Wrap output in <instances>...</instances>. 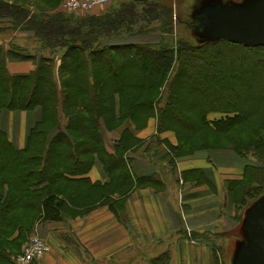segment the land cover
<instances>
[{"label":"trees","instance_id":"1","mask_svg":"<svg viewBox=\"0 0 264 264\" xmlns=\"http://www.w3.org/2000/svg\"><path fill=\"white\" fill-rule=\"evenodd\" d=\"M57 2L0 0V33L10 31L24 40L22 46L6 49L0 37V264H15L12 255L20 252L35 222L84 214L97 203L113 201L111 194L125 195L134 187L126 153L141 140L126 127L109 154L102 126L112 129L128 121L140 129L155 118L159 133L171 131L176 138L163 156L168 161L195 150L231 149L245 157L250 153L243 178L229 187L238 208L264 193V102L256 99L264 95L262 57L231 50L228 65H199L214 69L205 85L201 71L187 75L184 64L189 58L203 61L200 49L223 54L212 49L227 40L195 45L178 38L175 47L165 45L166 38H172L173 16L179 18L164 0L122 1L115 9L80 18L53 10ZM151 30L159 33L158 40H148ZM138 36L144 41L134 42ZM226 46L253 49L229 41ZM8 59L32 60L35 67L11 74ZM140 72L149 79L137 81ZM245 72H257L258 80L246 81ZM191 91L203 99L198 101ZM247 91L256 103L246 110L230 100L213 101V96L238 97ZM36 107L41 109L40 120L29 130L25 146L17 149L7 137L3 115ZM209 113L224 115L210 118ZM185 118L193 120V126ZM206 132L227 146L208 144L202 138ZM95 158L108 182L88 181ZM146 181L159 183L151 176ZM156 259L153 264H167L168 253Z\"/></svg>","mask_w":264,"mask_h":264},{"label":"crops","instance_id":"2","mask_svg":"<svg viewBox=\"0 0 264 264\" xmlns=\"http://www.w3.org/2000/svg\"><path fill=\"white\" fill-rule=\"evenodd\" d=\"M105 6L91 14L104 11ZM157 35L150 32L146 37ZM138 38L134 42L144 41ZM6 65L11 74L35 67L32 60L8 59ZM40 117L38 107L4 113L3 127L15 148L25 146ZM126 127L141 140L126 153L134 187L125 195L111 194L113 201L97 203L84 214L36 223L31 233L45 239L49 250L32 264H153L163 253H168L167 264H215L217 242L212 238L226 240L239 232L243 208H238L229 185L243 178L245 156L231 149H206L174 161L163 159L176 138L171 131L159 133L155 119L140 129L128 121L112 129L102 126L107 153L113 154L114 142ZM150 176L159 183L147 182ZM87 178L90 183L109 181L97 158Z\"/></svg>","mask_w":264,"mask_h":264},{"label":"rangeland","instance_id":"3","mask_svg":"<svg viewBox=\"0 0 264 264\" xmlns=\"http://www.w3.org/2000/svg\"><path fill=\"white\" fill-rule=\"evenodd\" d=\"M122 1L124 2H129L131 0H115V4H112V1L107 4L105 6V8L107 9H115L120 3H122ZM165 3L167 5H169L173 11V14L177 15V17L179 18V20H177L174 16H173V34H172V38H166L164 44L165 45H169V46H176L178 38H181V40L183 41H189L192 44L195 45H199V44H203L207 41V39L204 37V35L202 34L200 29L195 28V26L193 24H197L200 20V18L203 16V9L207 6L208 1L209 0H164ZM227 2H231L237 5H243L245 2H247L248 0H225ZM223 0V2H225ZM62 3V0H58V2L56 3L55 7H53V10H58L60 9V5ZM99 7H96V9H98ZM90 13H83L81 11H79L78 13H76L75 15H72L74 17H83L86 16ZM193 25V26H192ZM152 33H158L155 30H151ZM159 34V33H158ZM19 34H17L16 36H14L12 34V32L8 31V32H4V33H0V37H3L4 40V44L3 46L8 49L9 47L11 48H16L18 45H23V41L20 36H18ZM139 37V36H138ZM135 37L134 40H138L139 38ZM158 37V35H157ZM148 40H158V38H151L149 37ZM227 45V41H220L218 45H216L212 50H217L218 52H221L222 50H224L223 54L220 55H209V51L207 50L206 52H203L200 50H198L199 56L201 54L202 57H205V59L203 61H200L199 59H187L185 64V72L187 75L192 74L194 71H201L200 73L204 74V77L202 74H200L199 76L202 78V81L205 83V85L207 84V79L209 76V73H212L214 71L213 67H210L208 70L203 69L201 66L199 65H215V62H219L220 61V65H228L226 63V61L228 60V55L227 54H237V51H241L239 52V54H243V52H247L249 54L252 55H257L258 57H262L261 60H264V48L261 47H253V49L248 50V49H244L242 47H228ZM29 48L31 49L32 47L29 46ZM231 50L233 52H231ZM223 62V63H222ZM264 62V61H262ZM174 72H171L170 74L167 75V78L165 80L166 82H169L173 76ZM241 75H244V69L242 70V72L240 73ZM246 76V81L249 80L250 82H255L258 80L259 76L256 72L250 74V72H245ZM139 78L137 81H147L149 79V76H144L145 73H137ZM225 75V73H224ZM123 77H125L124 75H121V80H123ZM243 78V79H245ZM186 76L182 75L181 78V82L185 85L186 81ZM206 80V81H205ZM113 80H111L112 82ZM120 81V80H119ZM188 82V81H187ZM183 85V86H184ZM163 92H166V88H161ZM194 92L193 94H196L194 97L198 100L201 101L203 99V96L200 95L199 93L197 94V91H191ZM225 92V91H224ZM226 93V92H225ZM264 94V92H263ZM225 96L221 99H218V97H214L215 98L213 101L216 102H220V101H224V100H230L232 102H236V104L240 105L243 107L244 110H246V108L251 105L256 103V101H252L250 100V95L248 96V91L245 93H241V95H239L238 97L233 96H229L228 94H224ZM255 96V95H254ZM220 98V97H219ZM209 99H211V97H209ZM260 103L264 102V95L259 96L258 98H256ZM198 103L193 104V107H197ZM245 107V108H244ZM224 114L221 113H209L208 117L212 118V117H220L223 116ZM176 118V117H174ZM152 119V118H151ZM155 119V118H153ZM186 119V118H185ZM192 119V118H191ZM187 121H189L188 119H186ZM189 123L192 125L194 122L193 120L189 121ZM189 125V126H191ZM193 126V125H192ZM206 142H208V144H214L215 146L220 142V141H216V138L214 136V134L210 133V132H206L203 137H202ZM220 146L225 145L223 142L219 143ZM187 148V147H186ZM250 153L246 154V159L248 160V162L250 163L251 160V156H249ZM54 158V156H53ZM256 195V194H255ZM253 201L250 200V198L247 200L246 205L243 207L242 209V218L244 217V213L245 210L252 204ZM241 218V220H242ZM243 221V220H242ZM37 222L34 223V225ZM33 225V226H34ZM234 236V238L232 239V237ZM240 238V233L238 232V230H236L231 236L230 238H227L226 240L223 238H218V240H215L212 238V242L216 241L217 245L214 246V248L216 249V254H217V264H233V257H234V251H235V247L236 244L234 243L235 241H237ZM220 249V251H218ZM18 254V253H17ZM12 255L13 256V260L14 257L17 255ZM11 256V257H12ZM163 256V255H162ZM162 259H164V257H162ZM40 260V259H39ZM37 260V261H39Z\"/></svg>","mask_w":264,"mask_h":264},{"label":"water","instance_id":"4","mask_svg":"<svg viewBox=\"0 0 264 264\" xmlns=\"http://www.w3.org/2000/svg\"><path fill=\"white\" fill-rule=\"evenodd\" d=\"M202 14L193 25L206 42L227 40L264 47V0H248L243 5L209 0ZM242 220L233 264H264V193L245 210Z\"/></svg>","mask_w":264,"mask_h":264},{"label":"built area","instance_id":"5","mask_svg":"<svg viewBox=\"0 0 264 264\" xmlns=\"http://www.w3.org/2000/svg\"><path fill=\"white\" fill-rule=\"evenodd\" d=\"M114 0H62L60 10L68 13H91L96 7L109 4ZM49 250L48 242L36 232H32L14 257L15 264H32Z\"/></svg>","mask_w":264,"mask_h":264}]
</instances>
